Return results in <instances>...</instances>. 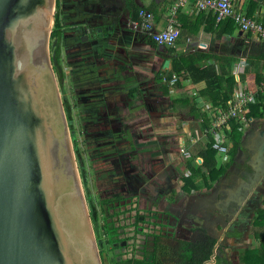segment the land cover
I'll return each mask as SVG.
<instances>
[{"label": "rangeland", "instance_id": "1", "mask_svg": "<svg viewBox=\"0 0 264 264\" xmlns=\"http://www.w3.org/2000/svg\"><path fill=\"white\" fill-rule=\"evenodd\" d=\"M129 1L134 2V0ZM105 2L103 9L97 13H95V8L92 9L91 7H88V9L86 6L79 7L74 3V8L72 10L76 11L75 14L79 12L78 15L81 16V18H79L78 15L76 17L75 14L63 18V0H60L59 5L55 6L53 16L57 13L60 14L63 29L61 31V37L57 40L58 42L56 44L58 45V69L53 71L55 73L61 101L68 106L69 110L67 116L66 108L63 106L77 170L94 230L97 250L100 253L103 252L105 264H122V262H127L129 257L132 261L140 260L141 258L146 259V257L142 253V250H138V252H135L134 254L132 253L133 251L129 252V249L126 246L121 247L116 243H108L107 241L103 223L111 222L115 228L118 227L116 229L120 230L124 227L128 228L131 226L130 223L132 222L131 219L130 221L129 218L126 219L125 215H119L121 210L120 205L115 206L112 201L105 203L101 202L106 196L108 198L111 196L110 194L104 193L105 187L103 183L104 180L102 179V177H105L106 181L109 177V172L107 171L109 167L107 165L110 167L120 166L121 163L128 161L126 169L127 165H129L130 169H132L131 172L136 174H138V172L141 174V167H143V174H147V177H145V181L139 182L140 185L138 188H142L141 190L146 188L145 192L147 198L144 203L149 206L152 202L148 201L153 200L156 196V194L153 196V192L148 190L150 189V186L157 185L158 187L159 184L163 182L164 186H161H167V190L161 192L164 197L172 195L170 187H172L173 184L175 189L177 188L179 190L178 187L182 184L180 178L190 175V172L186 170V162L192 159L195 167L199 165L201 161L198 158V154L203 150L208 138L206 137L200 122L194 119L190 112V108L194 104L193 98L197 96V92L193 95L194 97L191 99V102L182 104L180 101L181 99L187 98L189 100L190 98L185 94H178L176 92L177 87L167 83L170 90L169 96L164 97V103L161 102L162 95L159 92L160 83H158L157 80L163 82L161 77L165 74L162 72L161 67L164 58L170 56L167 48L163 47L159 50L160 55L163 57L152 58L154 61L153 67L149 71L145 70L144 72L143 67H141L140 70L137 69V71H134L130 66H127V62L124 61V59H126L131 52L133 53V50L136 53L134 58H140L138 55L139 52L137 53L139 47L136 46L133 48L132 45H128L126 34L123 36L121 33L115 32L119 26V17L122 13L130 12L129 7L127 6V1L125 0L124 2L126 3L125 6L121 3V0H105ZM52 25L53 23L51 24V28ZM126 28L127 29L125 30H128L135 40L138 39L139 42H146L144 38L145 34L132 25L130 16H128ZM164 28L165 27L162 26L161 29H158L163 30ZM98 29L100 31H98V35L96 36V30ZM97 37L104 39L105 47L102 49L107 50L104 52L105 54L103 56L105 59H110L109 62H112V64L105 66L106 74L109 75V77L112 76L110 77L112 78V85H110V87H113L115 84V87H118L119 91H121L120 96L122 97V102L120 109L125 116L124 121L126 123L132 121L135 122L136 125L138 123L139 127L134 128L136 134L133 132L134 129L129 130V128L124 125L116 126L115 124L105 122L99 124L95 121V117L97 116L96 112L85 117L87 111H82L79 108L80 103L78 102V99L89 95L88 93H85V95L81 94V87L79 86L80 81H75V77H78V80H83L85 79V76L83 69H76V66L73 63L72 59L75 58L76 64H80L81 61L79 58L82 56L79 55L80 51L74 49L78 48L79 45L86 43L87 40L92 41ZM56 45L55 41H50L49 39V57L53 56L55 50L54 47H56ZM224 49H227V47H224ZM94 53V51L87 50L86 56L92 57L94 56ZM153 55H155L154 51L151 52V56ZM85 60L88 61L86 58ZM118 64H124L125 70L118 68ZM130 68L133 72H131ZM236 68L237 73L240 72V62H238V64L236 63ZM60 74L61 76H59ZM93 87L95 88L96 94L99 95L97 87L94 84ZM131 90H134L133 97H129V92ZM141 90L145 91V95L141 94ZM187 90L195 89L188 85L184 91ZM261 92L264 94V88ZM159 99H161L159 103L155 104ZM165 102L170 111H167L168 113L166 114V118L169 120L164 124V122H161L163 117L160 118L159 115H156L158 107L155 106H163ZM149 104L151 105L150 108L152 107L151 113L153 116L151 118L154 119L151 123H149L147 119L149 118V113L147 112ZM208 105L209 104L201 107L199 111H205V114H207V116L209 115L210 118L212 109H210ZM113 113L118 114V111H114ZM152 124L154 125L152 126L153 128L148 127ZM240 130L242 132V143L238 154L235 157L230 170L219 177V181L214 190H208L207 192L201 191L202 193L194 190L191 194L192 196H186L180 192L178 201L176 202L177 204L174 203L173 205H170V203L168 204L167 202L169 206L166 209L167 224L165 226L175 228V224H170V220L172 222L174 220L169 217L176 219L175 214H178L179 217H181L183 229L185 230V233L183 232L181 235L182 239L180 236L174 237L173 242L178 244L184 242L187 244V240L190 238L193 229L200 228L206 230L209 235L216 239L214 248L221 244L226 247L224 249L225 253L217 256L220 264H231L232 262L240 264L237 259V252L243 248H252L258 243L250 233V224L257 210L263 208L264 183H257L255 178H259L260 181L262 179L264 180V118L258 119L254 122L247 121L241 126ZM107 133H110L114 140L118 139V136L121 135L123 138L122 140H124L125 143H119L120 148L116 149L115 152L110 155L109 150L106 149L104 154L109 157L106 159L105 165H100L97 163L99 154L97 153V149H95L96 142L98 141L96 137H99V134L104 135ZM189 133H191L192 140L195 141L196 144H189ZM138 135L140 139H138ZM152 136L160 141H166L175 136L176 140H179V142L177 141L176 143V156L170 159L168 155H162L163 148L160 147V143L154 142L153 138L147 139V137L150 138ZM199 137L201 144L196 142V138ZM124 144L126 147H122ZM162 144L167 146L165 142ZM226 145L228 150L230 148V143L226 142ZM169 146L172 147V144ZM125 149L126 152H124ZM149 152L150 154H153L152 157L154 158L161 157L160 162H162V164H167L171 171H167V174L174 175L173 179L167 175H162L163 179L159 178L160 163L155 165L152 164L148 159V156L150 155ZM228 152L226 154L217 153L218 164H222L226 161ZM82 173L84 174V178L82 177ZM103 173L104 175H101ZM142 177H144V175H142ZM171 179L176 180V182L174 181L172 183ZM205 196L206 198H209L210 204L201 207L197 199H205ZM146 205L140 202L138 207L144 209L148 207ZM172 208L175 210L171 211L173 210ZM157 210H153L151 213H157ZM171 212H174L175 214ZM154 216L158 219L156 214H154ZM92 219H94L95 224H93ZM207 219H209V221H207ZM120 224H123L124 226L119 227ZM95 225L97 232H95ZM130 230L127 232H130ZM119 235H124L122 230L119 231ZM148 242L149 240L146 242L147 245L144 244L143 247L148 246ZM167 244L170 243L167 242ZM158 249L159 248L154 249L153 255L157 254L156 256L159 258ZM146 255L148 256L149 253ZM163 255L162 258L159 259H164L165 255ZM176 257L177 256L174 255L173 258ZM167 260L168 259H166V261ZM212 262H215L213 258Z\"/></svg>", "mask_w": 264, "mask_h": 264}, {"label": "water", "instance_id": "2", "mask_svg": "<svg viewBox=\"0 0 264 264\" xmlns=\"http://www.w3.org/2000/svg\"><path fill=\"white\" fill-rule=\"evenodd\" d=\"M55 6L0 0V264H102L49 57Z\"/></svg>", "mask_w": 264, "mask_h": 264}, {"label": "crops", "instance_id": "3", "mask_svg": "<svg viewBox=\"0 0 264 264\" xmlns=\"http://www.w3.org/2000/svg\"><path fill=\"white\" fill-rule=\"evenodd\" d=\"M83 1H81V0H73V1L63 0V5H62L63 18L69 17V15L75 14L76 11L72 10L74 8V3H76V5L79 7L80 6H82V7L86 6L87 8L88 7L89 8L91 7L92 9L95 8V13L101 11V9H103V6H105V3H106L105 0H83ZM86 1H88V2H86ZM173 1L174 0H146V1L140 3L137 0H134V4H136V5L142 4L144 7H150V5H153L154 7H156V16L154 15L155 23H156V27L161 29L162 26L166 27L167 18L170 15V10H171V7L173 5ZM254 1L257 2V4H258V9L256 11V17L258 19L262 18L263 14H264V0H254ZM124 2H125V0H123V1L121 0V3L125 6L126 3H124ZM246 5H247L246 0H241L239 7L241 8L242 11H245L244 8ZM76 14H79V12H77ZM128 16H130L128 12L122 13V15L119 17L118 29L115 32L121 33L123 36H124V34H126V38L128 40V45H132L133 48L136 46L139 47V50L137 51V53L139 52L138 55L140 58H134L135 57L134 55L136 53L133 50V53L131 52L129 54V56L126 59H124V61H126L127 66H130L134 71L135 70L137 71V69L140 70L141 67H143L144 72H145V70L149 71L153 67L154 61L152 60V58L154 59V58L163 57L160 55V52H159L160 48H163V47H160V48L158 47L156 49H153V48H150L146 43H143L141 41L139 42L138 39H137L138 41L135 40L134 37L132 36V34H130V32L128 30H125V29H127L126 24L128 23ZM211 16H212V14L209 12H196L194 10V8L192 7V5H185L182 8L178 9L177 14H176V20L178 22V29H179V36L177 38L178 41H176V43H175L176 45H174L173 47H167V49L172 48L176 54H186V55L191 54L193 52L206 53L208 51H211L213 54H216L219 56L221 54L226 55V53H227V55L229 57L233 56V57H235V60H236L231 65V73L234 75L235 80L237 82L236 89L238 90V88L240 86H243L244 84H246V86L250 90L253 91L255 89V85H256V83H255L256 76L257 75H264V60H259V59L255 60L252 63L250 71L245 73L244 72L245 58L243 57V51H244V49H246L248 47V44H250L248 38L246 37L245 34H243V33L240 34L235 29L233 35L228 36V35L223 34V35H221L220 39H217L216 38L217 32L215 30V25L210 24V17ZM130 21H132L131 18H130ZM98 31H100V30L99 29L96 30V36L98 35ZM252 40H253V37H252ZM104 42H105L104 39L97 37V38L93 39L92 41L87 40V42L85 44L79 45L78 48L74 49L76 51H80L79 55H82V56L79 58V60L81 61V63L79 62L80 64H76L75 58L72 59L73 63L76 66V69H83V71H84L83 73L85 76V79H83V80H80V79L78 80V77H75L76 78L75 81L76 82L80 81L79 86L81 87V94L85 95V93H88V95H89V96L82 97L81 99H78V102L80 103V105L79 104L78 105L82 111H85V112L87 111L85 113L86 114L85 117L91 115L93 112H96L97 116L95 117V121L99 124L105 122V123L115 124L116 126L124 125V126H127V128H129V130H132L135 127H139L138 123L136 125L135 122L131 121L130 123H126L124 121L125 116L122 114V111L120 109L121 108V102H122V97L120 96L121 91H119L118 87H115V84L113 85V87L111 86L112 88L110 87V85H112V82H111L112 78H110V77H112V76L109 77V75L106 74L105 66L108 64H112V62H109L110 59L109 60L105 59L103 56L105 54L104 52L107 50V49H104V50L102 49L105 47ZM224 47L225 48L227 47V49H224ZM87 50L94 51L95 52L94 56H92V57L86 56ZM129 50H131V49H129ZM152 51H154V53H155V55H153V56H151ZM75 55H77V54H75ZM168 57H170V56H168ZM168 57L164 58L163 63L165 60L169 59ZM85 58L88 61H86ZM213 62H214L213 59H209L207 61L199 62L198 64H196V66L200 68V67H203V66H206L209 64H213ZM238 62L241 63V69H240V72L237 73L236 63L238 64ZM117 66H118V68L121 69L124 66V64H118ZM169 66H170V62H169L167 67L169 68ZM123 68H125V66ZM131 68H130V70H131ZM168 68H166V69H168ZM161 69L163 70V64H162ZM123 70H125V69H123ZM131 72H133V71L131 70ZM113 79H114V77H113ZM93 84L97 87L99 95L96 94V91H95V88L93 87ZM188 85L193 87L195 90L184 91ZM204 85H205L204 82L192 83L189 80H183L181 83V86L177 87L176 92L178 94H180V93L185 94L188 98H190L189 100L187 98H183V99H186L188 102H191V99L194 97L191 94V92L192 91L197 92L198 96H195V98H193V103L195 104L196 108L198 110H200L201 107L207 106V104H209L203 97H200L198 94L199 90H201L204 87ZM141 94L145 95V91L141 90ZM161 98H162V100L161 99L157 100L155 102V104L159 103L160 100H161V102L164 103L165 98L163 96H161ZM183 99H181L180 101L182 102V104H186V103H183V101H182ZM150 106L151 105L149 104V108L147 109V112L149 113V118H147L149 123H151L154 120L151 118L153 116V114L151 113L152 107L150 108ZM155 107H158V109L156 110V115H159L160 118L163 117L161 122H164V124H165V122H167L169 120L168 118H166V114L170 111L167 103L165 102V104H163V106L160 105V106H155ZM114 111L115 112L118 111V114H114L113 113ZM201 112H203V111H201ZM207 117L209 119V115ZM194 119H196V118H194ZM197 121H199V120H197ZM254 121H256V120H253L251 122H254ZM103 126H104V124H103ZM152 126H154V125L152 124L151 126H148V127H152ZM133 132L135 133V129ZM138 137H139V135H138ZM200 137L196 138V142L201 144ZM151 138L154 139L153 140L154 142L160 143V145H161L160 147L163 148L162 155L163 154H165L166 156L168 155V157L170 159L176 156V154H175L177 152L176 143H177V141L179 142V140H176L175 136H173L169 139L167 138L168 140H166V141H160V140L156 139V137H154V136H152L150 138L147 137V139H151ZM188 138H189L188 140L190 141L189 144L194 145L195 141L192 140L191 133H189ZM96 139L98 141L96 142V148L95 149H97V153L99 154L97 163L100 165L101 164L105 165V161L109 157V156H105V154H104V151L106 149L109 150V155H110V154L114 153L116 149L120 148L119 143H125L124 140H122L123 138L121 135L118 136V139L114 140L110 133H107L104 135L99 134V137H96ZM138 139H140V137ZM164 142L167 146H164L162 144ZM169 143L172 144V147L169 146L170 145ZM122 147H126L125 144ZM124 152H126V149L124 150ZM149 154H150V152H149ZM152 155L153 154H150L148 156L149 161L154 165L157 163L158 164L160 163V167H159L160 174H158L159 178L163 179L162 175H165V176L167 175L168 177L173 179L174 175L167 174V171H170L167 164H165V163L162 164V162H160L161 157H159V158L155 157L154 158V157H152ZM107 166L110 167L109 165H107ZM103 169H105V168H103ZM103 175H104V173H103ZM174 181L176 182V180H172V183ZM103 183H106V182H103ZM161 183L163 184V182H161ZM173 185L171 188H175ZM156 187H157V185L150 186V189H148V190H151L153 192V194H152L153 196H154V194H156V191H157ZM176 187H178V186H176ZM155 197H157V194ZM199 197H201V196H199ZM154 198H153V200H154ZM153 200H149V201L152 202ZM163 200H162V202H163ZM197 201L199 202V205L201 207L205 206L206 204L207 205L210 204L209 198H206V196H205V199H197ZM163 204H164V202H163ZM164 205L167 206V204H164ZM154 209H159V208L156 206ZM207 221H209V219H207ZM243 249H245V248H243ZM243 249H241V250H243ZM231 264H235V263L232 262Z\"/></svg>", "mask_w": 264, "mask_h": 264}, {"label": "trees", "instance_id": "4", "mask_svg": "<svg viewBox=\"0 0 264 264\" xmlns=\"http://www.w3.org/2000/svg\"><path fill=\"white\" fill-rule=\"evenodd\" d=\"M127 1V6L129 7V15L132 21L137 19V14L139 7L134 4V2ZM60 0H56V6L59 5ZM247 5L244 10L248 17L255 19L258 22L264 24V14L262 18L256 17V11L258 9V4L254 0H246ZM149 11H151L156 16V7L150 5V7H146ZM60 14L57 13L53 16V25L50 32V41H55V45L57 44V40L61 37V31L63 29V25L61 23ZM216 23V24H215ZM210 24L215 25V30L217 32V39L221 38V35L225 34L228 36L233 35L236 26L234 25L233 20L225 19L221 22H216L215 17L212 15L210 17ZM213 28V27H212ZM211 30V29H210ZM248 38L250 44L243 51V57L245 58V67L244 72L247 73L250 71L252 63L259 59L264 60V43L263 42H255L252 40L251 34H245ZM146 40V44L153 49L160 48L162 46H157L154 42L144 37ZM57 46L54 47L53 56L50 57L51 65L53 70H57L58 65V51ZM164 47V46H163ZM167 48V47H166ZM169 51L170 57V66L168 69H163L167 80H170L172 75L175 74L178 76V80L175 83V87L181 86L183 80H189L192 83L204 82V87L199 90V96L203 97L210 106L212 111L219 108H226L227 102L231 100L233 96V92L236 89L237 82L235 80L234 75L231 73V65L235 62V57L221 54L216 55L211 51L206 53H198L193 52L191 54H176L172 48L167 49ZM209 59H213V64H209L203 67H197L201 61H207ZM125 68H121L123 70ZM61 76V74L59 75ZM264 81V75H257L255 79V83L257 86L260 85ZM160 83L159 92L163 97L169 96V86L165 82ZM134 90L129 92V97H133ZM198 96V95H197ZM183 103H188L186 99L182 100ZM63 106L66 108L67 116L69 113L68 106L63 103ZM191 114L200 121L201 127L204 130H207L210 127V122L207 117L206 112H200L195 104L190 108ZM264 118V94L258 92L255 96L254 103L248 104V112L246 113L247 121H253L257 119ZM229 133H225L226 142L230 143V149L228 152V157L226 161L222 164H218L217 160V151L212 148L211 140L208 138L206 145L203 147V150L198 154V158L200 159V163L198 166H194L193 160H188L186 162V169L190 172L189 176H184L180 178L182 182L180 189L186 195H190L194 190L198 191L200 188H204L207 190L212 189L215 184L219 181V177L224 175L232 163L234 162V158L238 153L241 146V124L236 122L235 120H231L230 122ZM80 164V163H79ZM82 177L84 178V174L82 173ZM196 181V182H195ZM171 196L169 199L172 200L176 195L174 190L171 191ZM264 195V194H263ZM110 200H101V202L105 203ZM263 208L258 209L255 216L250 224V233L253 236L255 241H258L257 245L253 248H247L244 250H240L237 252V259L240 264H264V200L262 201ZM93 224H95L94 219H92ZM105 234L107 236L108 243H117L116 239V229L114 225L109 223H103ZM95 232H97L95 225ZM98 238V235H97ZM216 239L213 237H206L204 240L199 241L193 245H189L184 243L183 248H178L181 251L176 252L172 250V248H164L163 252H165V256H168L172 259V264H220L218 255H222L224 249L226 248L224 245H219L216 248ZM218 252V254H217ZM157 255V254H156ZM153 255H145L146 259H140L132 261L131 259L127 260V262H122V264H163V261H160L159 258ZM176 255V258H173ZM99 256L101 259V263L105 264L103 252H99ZM215 260V262H212Z\"/></svg>", "mask_w": 264, "mask_h": 264}, {"label": "flooded vegetation", "instance_id": "5", "mask_svg": "<svg viewBox=\"0 0 264 264\" xmlns=\"http://www.w3.org/2000/svg\"><path fill=\"white\" fill-rule=\"evenodd\" d=\"M103 6V5H102ZM97 11V10H96ZM78 14H75L77 17ZM79 16V15H78ZM81 18V16H79ZM98 26V24H97ZM85 44V43H84ZM163 76V75H162ZM230 149V148H229ZM227 150V152L229 151ZM238 154V153H237ZM236 154V156H237ZM235 156V157H236ZM235 159V158H234ZM118 162V161H117ZM128 162V161H127ZM127 162H123L120 164V166H114V167H109L108 172H109V177L105 181V177H102L104 182V193L105 194H110V198L106 196V198H103L102 200H110L114 203L115 206L120 205V213L119 215H125L126 219L129 218L132 220L128 228H122V229H116V235H117V240L118 242L116 243L118 246L124 247L126 246L129 249V252L133 251L132 253L135 254V252H138V250H142V253L146 255L149 253L150 255L154 252L155 248H159L158 255L159 258H162V255L164 254L163 250L164 248H172L174 252H176V255H178V252L181 250L178 248H183L184 242L183 243H174L173 239L174 237H179L181 238V235L183 232L185 233V230L183 229V222L181 221V217H179L178 214L176 215V219L169 217L170 219L174 220L173 222L170 220V224H175V228L173 227H166L165 225L167 224V214H166V209L168 208V204L173 205L178 201V196L180 195L179 193L182 192L179 186V190L175 188L170 187V192L174 190L176 192V195L173 197L172 200L169 199V197H164L161 192L167 190V186H164L162 183L159 184L158 187H156V194L157 197L154 198L152 203L148 206L144 203L145 199L147 198L146 194V188H138L140 185V181H145V177H147V174H143V167H141V174L138 172V174L131 172L132 169H130V166L127 165L126 169V164ZM233 165V163H232ZM231 165V167H232ZM148 167V166H147ZM230 167V168H231ZM229 168V170H230ZM111 174V175H110ZM103 175V174H101ZM144 175V177H142ZM101 177V176H100ZM257 180V183L262 184L264 183L263 179L260 181L259 178H255ZM262 182V183H261ZM139 183V184H138ZM221 183V182H220ZM98 185V183H97ZM162 185V186H161ZM217 183L215 184V186ZM215 186L212 188L214 190ZM155 188V187H154ZM140 189V190H138ZM201 189V190H200ZM198 191H205L207 192L208 190L204 188H200ZM210 189V190H212ZM143 191V192H142ZM183 193V192H182ZM185 194V193H183ZM192 194V193H191ZM186 195V196H192V195ZM143 197V198H141ZM164 199V200H163ZM164 204H167L164 205ZM140 202L146 206L147 208L141 209L138 207ZM150 202V201H148ZM177 204V203H176ZM158 207L159 210L154 209L155 207ZM166 206V207H165ZM151 208V209H150ZM174 211L175 209L172 208ZM150 210V212H149ZM158 211L157 213H151V211ZM134 212V214H133ZM133 214V215H132ZM154 214L158 216V219L155 218ZM163 215V217H162ZM161 216V218H160ZM123 217V218H125ZM121 218V219H123ZM128 224V223H127ZM120 226H124L123 224H120ZM130 232H127L128 230ZM124 233V235L120 236L119 231ZM120 236V237H119ZM206 237H212L207 233L206 230L203 229H193L191 231V236L187 240V244L193 245L199 241L204 240ZM214 238V237H213ZM182 239V238H181ZM147 240L148 246L143 247L144 244H146ZM169 242L170 244H167ZM130 243V244H129ZM115 244V245H116ZM147 245V244H146ZM164 256V255H163ZM130 259V257H129ZM143 259V258H141ZM166 259H168L166 261ZM160 261H163V264H172V259L169 258L168 256H165L164 259H159Z\"/></svg>", "mask_w": 264, "mask_h": 264}, {"label": "built area", "instance_id": "6", "mask_svg": "<svg viewBox=\"0 0 264 264\" xmlns=\"http://www.w3.org/2000/svg\"><path fill=\"white\" fill-rule=\"evenodd\" d=\"M137 1L141 3L146 0ZM240 3L241 0H174L170 15L167 18L166 27L163 30H159L156 27L154 14L142 4H137L139 7L137 19L132 21V25L140 29L145 34V37L157 46L173 47L179 36L178 22L176 20L177 11L185 5H192L196 12L211 13L217 23L225 19L233 20L238 32L251 34L255 42L264 43V24L248 17L245 11H242L239 7ZM161 79L163 82L175 85L178 76L173 74L171 79L167 80L166 76L163 75ZM263 88L264 81L259 86L255 85L253 91L244 84L238 90H234L226 108L211 110L210 127L204 130V133L207 138H210L211 146L218 154L227 153L225 133L231 131V120H235L241 126L246 123L248 104L254 103L256 94L261 92ZM191 94L195 95L196 92L192 91ZM183 150L185 151L184 148Z\"/></svg>", "mask_w": 264, "mask_h": 264}]
</instances>
